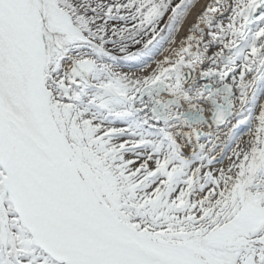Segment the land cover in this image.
Here are the masks:
<instances>
[{"label":"snow or ice","instance_id":"snow-or-ice-1","mask_svg":"<svg viewBox=\"0 0 264 264\" xmlns=\"http://www.w3.org/2000/svg\"><path fill=\"white\" fill-rule=\"evenodd\" d=\"M196 3L0 0V264H264V0Z\"/></svg>","mask_w":264,"mask_h":264},{"label":"bare ground","instance_id":"bare-ground-1","mask_svg":"<svg viewBox=\"0 0 264 264\" xmlns=\"http://www.w3.org/2000/svg\"><path fill=\"white\" fill-rule=\"evenodd\" d=\"M208 0H197V3H196V9H200L202 8V6L207 3ZM193 18V14L190 13L189 17L187 18L186 22L180 26V34H183L187 27H188V21H191ZM165 47H169V45H165ZM166 54V53H165ZM157 59H162V56H158ZM126 70V69H125ZM257 92H256V95L258 97V101H262L264 102V81H261L258 86H257ZM257 101V102H258Z\"/></svg>","mask_w":264,"mask_h":264},{"label":"trees","instance_id":"trees-1","mask_svg":"<svg viewBox=\"0 0 264 264\" xmlns=\"http://www.w3.org/2000/svg\"><path fill=\"white\" fill-rule=\"evenodd\" d=\"M178 0H175V2H177ZM164 23V20L161 22V24L163 25ZM132 50H135V48H133Z\"/></svg>","mask_w":264,"mask_h":264},{"label":"rangeland","instance_id":"rangeland-1","mask_svg":"<svg viewBox=\"0 0 264 264\" xmlns=\"http://www.w3.org/2000/svg\"><path fill=\"white\" fill-rule=\"evenodd\" d=\"M164 20H165V21L167 20V14H166L165 17H164Z\"/></svg>","mask_w":264,"mask_h":264}]
</instances>
